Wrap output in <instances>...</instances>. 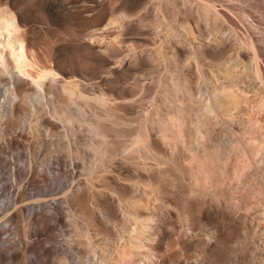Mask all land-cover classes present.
Listing matches in <instances>:
<instances>
[{
  "label": "rangeland",
  "instance_id": "obj_1",
  "mask_svg": "<svg viewBox=\"0 0 264 264\" xmlns=\"http://www.w3.org/2000/svg\"><path fill=\"white\" fill-rule=\"evenodd\" d=\"M158 1L118 0L119 5L125 4L140 11L137 21L120 35L126 41L116 42V47L105 48V54L94 52L93 59L83 57L77 62L90 74L95 72L100 74L102 70H105L103 73L105 82L100 84L98 79L86 80L87 89L94 87L97 90H105L110 96L127 97L122 98V102L117 106L118 117L110 116L111 118L108 119L110 122L107 120V157L100 155L96 159L94 154L88 153L83 148L82 139L87 136L85 125H79L81 127L78 126V131L75 130V133L70 128V138L67 139L64 135L63 123L61 124L53 117L59 124V129H49L51 136H48L42 133L40 123L35 125L38 116L33 111H25L22 107L15 111L17 113H15L17 116H14L17 118L13 119L15 125L10 124L9 130H6L5 122L2 124L0 122L1 144H4L8 137L17 135L20 128L25 125L30 128L34 124L36 136L39 137L28 138L27 142L25 140L23 148L22 146L19 149L7 147V151H0L1 157L5 156H3L5 160L3 158L2 161L0 160V227L5 225L8 214L22 204L21 201L15 203L14 198L17 195L21 196L20 200L23 202H31L39 197L42 199L60 197V204L64 208V213L58 214L46 207V213H55L60 218H43L38 224L33 223L30 212L25 214L23 212L24 215L20 213L21 216L13 222V227L8 231L7 239L15 242L19 247H24V244L36 237L43 239L45 248L41 253L32 251L28 253L29 257L38 259L37 264H108L107 261L104 262L103 254L106 252V255L113 250L120 243L123 234L128 235L130 222L124 217L121 204L128 206L131 211L137 210L142 218L151 215L155 218L151 226H148V229L145 228L147 229L146 232L144 231L146 237L142 235L140 239H134L138 243L135 242L137 244L135 246L131 243L127 244L126 250L129 255L124 258V264H264V220L260 219L257 203L252 202L251 199L247 203V199V202H244V208H246L238 210L234 216L238 219L245 217L249 232V238L247 237L246 242L239 247L235 244V239L245 229L237 221H232L231 226V222L223 214L222 200L219 202L214 196L192 191L188 179V168L184 161L186 149L181 143L177 148L172 147L170 134H163L158 127L148 124L150 156L145 159L132 151L133 138L146 126L147 115L152 116L155 112L143 110L148 106H156V103H153L154 98L161 105L159 98L161 87L158 82L163 78V84H167L166 79H170L169 75L172 73L177 76L178 72H182L187 87L186 92L193 94L196 102H199V97L203 96L206 87L212 85L213 79L205 78L209 70L216 71L220 80L227 76L246 82V85L241 82L244 86H250V80L253 81L252 85L255 83L264 86L259 78L254 79L250 71L244 67L242 69V66L237 64L234 45H232L235 32L239 35L246 33L248 21H254L259 31L264 34V2L214 0L216 4L222 3L220 7L225 8L227 14L231 12L228 15L233 14L234 17L226 15L228 16L224 20L226 23L220 24V33L225 40L216 47H207L206 53L199 55L198 60L194 58L191 46L202 42L206 24L199 19L197 1L180 0L176 6L170 5L164 12L154 11L153 8ZM162 14L175 25H170L173 24L171 21L169 24L163 21L166 19ZM237 14L242 16V20ZM235 17L239 23L242 22L240 24L243 26L237 25L238 20ZM233 19L237 21L236 26L232 23L233 21H228ZM81 23V18L73 19L75 26H80ZM229 24L230 30L232 31L231 28L235 30V32L232 31L233 33L230 32L231 35L228 30ZM32 36L39 44L53 40L48 32L41 30H36ZM106 41L108 39L105 38ZM131 43L135 45V48H131ZM159 48L164 50L162 54L157 52ZM242 77L246 81L242 80ZM255 92L252 90L246 93L249 103L255 105V108L249 107V103L246 108L245 102L242 106L246 111H249L248 109L256 111L257 117L264 122V107L260 106V102H264V99H260L264 97L262 96L264 92L260 95V92L257 94ZM92 105L88 107V115L93 117L95 114L92 113L95 112L105 114V110H101L95 104ZM195 105L198 107L197 103ZM183 112V115L181 113L177 115L183 121L186 136L188 137L190 132V137L193 138L194 122L191 119L195 111ZM103 117L105 125V116ZM217 130L224 133L223 129L220 130V127H217L215 130L217 135L221 136ZM5 131H8L11 136ZM40 138H43L45 144L39 141ZM70 148L80 157L79 164L73 165L65 156L64 167L59 166L58 154L69 151ZM93 164H95L94 169ZM258 165L257 169H251L252 173H255L253 175L255 180L258 175L264 178V161ZM17 169H23L25 174L18 175ZM89 176L91 178H88ZM84 178L90 180L91 187L82 189L77 201H71L68 194ZM143 182L148 184L147 191L143 188ZM24 191L25 196L27 195L26 200H24ZM63 195L69 200H65ZM133 200L134 202L141 200V206L136 203V208L132 207ZM251 202L252 208L248 209ZM52 234L56 239L50 237ZM143 236L144 239H142ZM7 239L1 241L0 245L9 242ZM75 241L79 244L76 249L68 250V254L62 253L66 251L68 242ZM53 244L59 247L61 254H58L55 260H51L46 252V248L54 246ZM28 261L29 258L21 257L14 262L26 264Z\"/></svg>",
  "mask_w": 264,
  "mask_h": 264
},
{
  "label": "bare ground",
  "instance_id": "obj_2",
  "mask_svg": "<svg viewBox=\"0 0 264 264\" xmlns=\"http://www.w3.org/2000/svg\"><path fill=\"white\" fill-rule=\"evenodd\" d=\"M196 1L199 19L205 22L206 30L203 40L201 39L202 42L198 45L197 42L191 46L195 59L203 54L207 47H216L225 40L222 33H220V24L231 13L227 14L225 8L220 7L222 3L217 2L216 4L214 0H195L194 2ZM259 1L264 2V0ZM179 2L180 0H159L153 9L154 11L164 12L168 6L170 7L173 4L176 6ZM230 8L232 7L230 6ZM232 9H235V7ZM250 13L252 14V12ZM139 15V10L125 4L119 5L118 0H0V118L3 119V121L0 119L1 124L5 122L7 125L6 130H9L10 124H13V119L17 118L14 117L17 116L15 111L22 107L25 111H33L38 116L35 125L40 123L42 133L48 136H51L49 129H59V124L53 117L59 120L61 124L63 123L64 135L67 139L70 138V128L75 133V130L81 127L79 125H85L87 136L82 137L83 148L88 153L94 154L96 159L100 155L107 157L108 126L106 123L110 116L116 117L118 115L117 106L122 102V98L126 99L127 97L124 95L119 97L110 96L105 90H97L94 87L87 89L85 86L87 84L86 80L98 79L100 84L105 82V75H103L105 70H102L100 74H97V72L90 74L86 68L79 66L77 62L83 57L93 59L92 54L94 52L105 54V48L116 47V42H125L126 40L121 38L120 35L137 21ZM231 16L234 17L233 14ZM76 17L82 19L80 26L73 24V19ZM167 18L164 17L166 20H163L161 17L163 21H167L166 23L169 24L171 20L168 21ZM243 20L245 21L244 18ZM228 21H233L232 23L235 26L237 24L234 19ZM253 22L248 21L247 31L241 35L236 34L234 28H231L235 32L232 45H234L233 49H235L237 64L242 66V69L244 67V69L250 71L255 77L254 79L259 78L264 84V34L259 31L257 25ZM240 23L238 20L237 25H242ZM170 25L175 24L173 22ZM229 26L230 24L228 28ZM36 30L48 32L53 40L39 44L36 38L32 36ZM232 31L230 30L229 33ZM105 38L108 41L105 42ZM131 48H135L132 43ZM160 49L162 48H159L157 52L164 51ZM200 70L205 72V70ZM215 72L209 70L206 74L205 78H211L213 82L211 86L206 87L203 96L199 97V102H196L193 94L186 92L187 87L182 72H178L177 76L174 73L169 75L170 79L168 80L170 81L168 82L166 79L167 84L165 83V85L162 78L163 80L161 79L158 82L161 87L159 97L161 105L154 98L153 103H156V106H148L143 110L155 112L152 113V116H150L151 114L147 115L149 119L145 116L146 126L144 129L139 130L133 138L132 151L145 159L150 156L148 151L150 146L148 124L158 127L163 131V134H170L172 147L177 148L181 143L183 148L186 149L184 161L188 168V179L192 191L202 195L214 196L219 202L222 200L223 214L226 219H229L231 226L232 221H237L245 229L235 239V244L240 247L246 242L249 232L245 217L238 219L234 216L238 210L244 208V202L248 201L247 203H249L251 199L252 202L257 203L260 219L264 220V178L258 175L255 180L253 177L255 173L251 171L253 168L257 169L258 164L264 161V122L257 117L256 111H250V109L246 111L245 107L242 106L245 102L246 108L248 107L249 97L246 96L248 91L254 90L256 94L260 92V95L264 90V86L255 83L252 85L253 81L251 80L250 84L252 86H244L242 83L245 84L246 82L241 81V83L236 78H228L227 76L220 80ZM243 77L241 79L246 81ZM246 77H248V74ZM260 99L263 100L264 97ZM196 103L198 107L195 105ZM260 103V106L264 107V102ZM92 104L100 107L101 110H105V114H103L105 125L103 122L104 117L100 112L94 111L95 113H92L95 114L93 117L88 115V107ZM248 105L255 108V105L253 106L251 103ZM183 111H195L194 117L191 119L194 122V126H192L193 138L190 137V132L188 137L186 136L183 121L177 115L180 113L183 115ZM147 120L149 121L147 122ZM5 124H3L4 128ZM11 127L13 126L11 125ZM39 127L41 126L39 125ZM217 127L224 131L222 134L221 131L217 130L221 136L215 132ZM8 134H6V137H8ZM32 137H38L36 136L34 124L30 128L26 125L22 126L17 135L8 137L7 141L3 142L4 144L0 143V151H5L7 147L19 149L22 146L23 148L25 140L27 142V139ZM39 141L45 144L43 138H40ZM70 141L68 143H71ZM3 156L0 155V160ZM65 156L75 166L81 160L70 148L69 151L58 154L59 166H63L66 162ZM3 159L5 160V158ZM16 173L23 175L25 171L17 169ZM91 176L88 178H91ZM88 178L80 180L77 187L68 194L71 201H77L82 189L91 187ZM142 185L144 190L147 191L148 184L143 182ZM23 194L24 200H26V192L24 191ZM39 198L31 202H23L20 200V195L14 198L15 203L21 201L22 204L20 203L18 209L8 214L5 225L0 227V242L7 239L9 236L8 231L13 227V222L21 216L20 213L30 212V217L33 223L36 224L40 223L43 218L59 219V215L55 213H64V208L60 204V197ZM66 199L69 200L65 196ZM136 201H131L132 207L136 208V203L141 206V200H139L140 202ZM252 202L249 204L250 207L246 203L248 209L252 208ZM46 207H49L55 213H46ZM132 207L130 208L132 209ZM134 210L131 211L128 206L121 204V211L126 220L130 222L128 235L123 234L120 243L108 254L105 255L106 252L103 254L104 262L124 264V258L129 255L126 250L127 244L131 243L132 246H135L138 243L134 239H140L142 235L146 237L145 232L148 229L147 227L151 226L152 220L155 219L154 215L142 218L138 211ZM145 228L147 229L145 230ZM144 236L142 239L145 238ZM50 237L56 239L54 234ZM15 241L17 242V240ZM53 245L46 248L47 255L51 260H55L58 254L61 255L59 247ZM78 245L76 241L68 242L66 251L64 250L62 253L68 254V250L76 249ZM44 248V241L40 237H36L31 242L28 241L24 244V247H19L15 242H6L0 245V264H16L15 259L21 257L23 259L29 258L26 264H35L38 259L35 260L33 256L29 257V251L41 253Z\"/></svg>",
  "mask_w": 264,
  "mask_h": 264
}]
</instances>
